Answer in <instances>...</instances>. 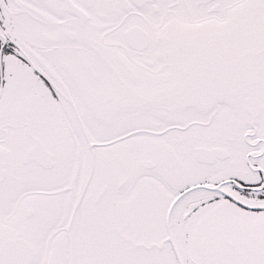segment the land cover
I'll return each instance as SVG.
<instances>
[{"label":"snow or ice","instance_id":"6c2138e0","mask_svg":"<svg viewBox=\"0 0 264 264\" xmlns=\"http://www.w3.org/2000/svg\"><path fill=\"white\" fill-rule=\"evenodd\" d=\"M0 264H264V0H0Z\"/></svg>","mask_w":264,"mask_h":264}]
</instances>
